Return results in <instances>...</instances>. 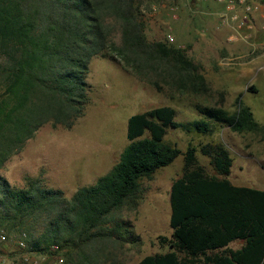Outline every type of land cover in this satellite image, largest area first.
<instances>
[{
	"label": "trees",
	"instance_id": "1",
	"mask_svg": "<svg viewBox=\"0 0 264 264\" xmlns=\"http://www.w3.org/2000/svg\"><path fill=\"white\" fill-rule=\"evenodd\" d=\"M148 2L0 0V171L42 126L71 129L84 116L92 58L117 61L148 85L161 79L181 92L208 91L199 66L184 50L147 39L142 6L149 8ZM196 110L238 134L259 130L252 111L240 101L233 113L216 106L197 105ZM175 117L176 111L166 106L131 116L119 161L69 199L60 190L42 187L39 179L16 188L0 174V235L11 240L24 232L27 244L41 254L66 249L63 264L86 257L85 246L114 236L126 235L134 243L137 239L123 227L130 225L115 213L134 210L142 194L140 180L151 179L182 156V175L170 189L171 240L159 237L171 251L137 264H264V190L230 182L233 160L223 144L199 148L213 175L198 164L195 148L182 152L165 144L168 129L212 132L208 121L182 124ZM237 240L243 246L229 249Z\"/></svg>",
	"mask_w": 264,
	"mask_h": 264
},
{
	"label": "rangeland",
	"instance_id": "2",
	"mask_svg": "<svg viewBox=\"0 0 264 264\" xmlns=\"http://www.w3.org/2000/svg\"><path fill=\"white\" fill-rule=\"evenodd\" d=\"M148 1L149 8L142 6L147 39L184 50L199 66L208 91L200 95L181 92L161 79H156L155 86L148 85L137 80L117 61L101 56L92 58L86 79L89 103L84 116L71 129L54 128L49 124L42 126L21 152L12 156L1 169L0 174L12 186L24 188L29 180L39 179L42 187L60 190L69 199L78 189L94 185L119 161L128 144L127 123L131 116L166 106L176 111L177 123L208 121L197 112V105L222 107L233 113L240 101L252 111L259 124L258 131L238 134L208 121L212 127L210 134L178 127L168 129L164 143L182 152L189 147L195 148L198 164L210 175L214 171L209 158L202 155L199 148L206 144H223L233 160L228 176L230 182L235 186L264 190V23L259 26L262 32L252 38L254 54L240 70L245 75L237 80L239 69L236 70L234 56H219L218 53L225 45L226 49L231 48V53L240 46L232 44L236 38L230 25H234H222V17L228 15L225 2ZM251 1L262 5L264 10V0ZM118 40L116 34L115 42ZM235 86L240 92L234 93ZM250 87L256 92H251ZM182 166L183 157L179 156L170 165L157 170L151 179H141L142 194L136 208L131 211L124 208L115 213L118 221L130 225L123 227L137 239L134 243L128 242L126 235L123 239L114 236L85 246L86 257L83 255L80 260L73 257L71 263H65L137 264L147 256L171 251L168 243H160L159 237L171 240L170 189L182 175ZM38 233L33 232V235L36 237ZM7 243L0 245V258L12 256L14 240ZM242 246L243 241L237 240L228 248L238 250ZM33 252L43 264H49L57 257L66 261L69 251L64 249L55 255Z\"/></svg>",
	"mask_w": 264,
	"mask_h": 264
},
{
	"label": "built area",
	"instance_id": "3",
	"mask_svg": "<svg viewBox=\"0 0 264 264\" xmlns=\"http://www.w3.org/2000/svg\"><path fill=\"white\" fill-rule=\"evenodd\" d=\"M225 2L228 15L222 17V25L229 26L230 23L239 33L250 32L254 28V17L258 15L264 23V13L261 11V5L251 0H220ZM169 39L171 37L169 36ZM27 235L22 232L15 235L11 240H14L15 247L11 251L12 256L0 258V264H43L35 257L33 250L27 246ZM10 240L5 235H0V243L6 245ZM56 247L51 248V253L56 252ZM48 254V253H47ZM46 254V255H47ZM37 258V259H36ZM43 258V257H41ZM64 259L57 257L49 264H63Z\"/></svg>",
	"mask_w": 264,
	"mask_h": 264
},
{
	"label": "crops",
	"instance_id": "4",
	"mask_svg": "<svg viewBox=\"0 0 264 264\" xmlns=\"http://www.w3.org/2000/svg\"><path fill=\"white\" fill-rule=\"evenodd\" d=\"M261 11L264 13L262 5H261ZM253 22H254V28L250 32H243V33H239L238 31L235 30L233 26L230 25L231 31L234 33L233 35L236 38V41L232 44L237 45L238 43V45L240 46L239 48L237 46V49L234 50L233 53H231L232 52L231 48L229 49L225 48L226 45L223 48H221L218 52L219 56H227V55L234 56L233 59H235L236 61L235 65L238 66L236 67V70L239 69V71H236L237 80L245 75V73L240 72V70L242 69L243 66L246 65L247 60L252 56V54H254L253 52L255 51V45L252 42V38L256 36L258 32L259 33L262 32L259 31L261 30L259 26L262 21L258 15H255ZM254 76L255 75H253L251 78H253ZM234 84L237 85V82H235ZM238 92H240V88L235 86L234 93H238Z\"/></svg>",
	"mask_w": 264,
	"mask_h": 264
}]
</instances>
